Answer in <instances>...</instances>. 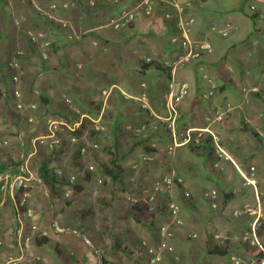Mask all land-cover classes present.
Returning <instances> with one entry per match:
<instances>
[{"label":"crops","instance_id":"1","mask_svg":"<svg viewBox=\"0 0 264 264\" xmlns=\"http://www.w3.org/2000/svg\"><path fill=\"white\" fill-rule=\"evenodd\" d=\"M140 1L0 0V60L21 52L23 78L18 88L23 101L35 104V95L47 96L49 102L45 108L54 112L52 121L71 127L83 118L99 126V132L105 129V135H94L90 140L84 139V136L82 142L90 144L91 150L93 145L98 148L97 144H109L112 150H117L123 170L119 183L126 186L122 187L124 191L120 200L109 198L103 200L104 203L96 201L97 186L88 184L94 179L95 170V166L88 165L91 164L89 160L86 164L94 170L86 172L84 176L88 183L86 187L79 184L82 187V192L76 197L79 201L74 199L68 205L57 196L49 197L44 202L41 194L47 196L49 189L30 183L35 189L27 192L26 196H17V203L32 209V216H25L22 215L23 209L18 210L8 194L0 191V264H151L149 261L154 253L150 251L160 244V227L174 232L175 238L170 245L179 260H173L165 251H158L160 259L155 264H196L198 253L205 255L203 264H221L217 260L219 257L207 253V246H226L228 256L232 257L239 249L240 242L245 240L247 230L251 232L252 227L255 229L264 221V35L257 30L264 23V0H178L180 4L190 3L182 18L186 24L192 20L186 34L189 41L206 40L211 46V52L204 53L198 60L180 64L178 62L186 51L181 48L184 34L178 28L175 10L171 6L157 4L150 15H145L137 9ZM123 11H135V19L127 28L115 30L110 26V21ZM30 31L41 34L40 42L46 46L44 52L46 57L48 55L45 60L40 59L39 48L29 43L27 32ZM225 31L227 35H223ZM147 58L164 65L166 72L150 69L141 73L138 62ZM75 63L83 70L84 83L75 80L76 75L70 69ZM174 65L176 68L172 74ZM1 68L0 86L6 92V102L9 104L4 110L7 119L3 128L9 129L0 127V134L4 135L7 144L13 138L12 141L18 143L23 152L27 149L23 133L17 136L8 133L15 132L14 125L20 128L17 117H21L20 113L24 110L15 111L12 108V105L16 108L13 98L15 86L11 84L8 68ZM65 68L67 76L60 77L58 74L64 72ZM202 74L214 82L212 96H208L210 87L202 80ZM100 79L96 90L94 81ZM181 82H187L190 89L177 107V132L182 135L186 130L208 129L220 139V147L229 160L217 157L207 134L197 146V154L204 158L208 169L217 174L221 186H211L213 180L202 175V165L192 157L194 152L191 146L177 147L169 157L158 148L164 132H168L164 126L158 125V119L165 116V98ZM141 84L146 86L147 108H142L136 100L143 92ZM231 87L235 90L229 89ZM32 88L36 90L31 92ZM102 89H110L111 93L105 101H102V97L99 99L102 102V105L99 103V113L94 110L82 113L67 98L68 92L73 90L77 97L81 93L80 100L89 104L94 100L92 95ZM119 92L136 102L134 106L140 109L139 113L120 102L117 96ZM111 94L115 96L110 98L108 104ZM27 95L34 98L30 99ZM107 109L115 114L110 121L114 126L116 121L121 125L127 122L139 123L137 126L144 122L157 125L151 130L153 138L148 143L156 152L146 153L137 146L138 143H129V139H124L119 132L115 133L114 126L108 134L106 126L102 125ZM141 112L145 114L144 118ZM218 113L223 114L222 122L216 120ZM73 116L77 121L71 123L69 117ZM26 123L23 129L29 128L28 124H35L28 120ZM29 130H34V127ZM122 130L130 133L132 128L125 125ZM44 137L39 134L29 140L37 142L36 153L32 156L39 152V142L47 140ZM65 138L71 141L72 136ZM65 141L68 145V140ZM206 142L212 148L210 157L206 147L203 149ZM120 143L128 145L129 151L133 146L138 148L126 154L121 150ZM28 147L30 149V144ZM53 153L58 160H52L47 166L48 170L60 168L64 176L74 173L79 165L74 157L71 160V155L63 158L58 151ZM147 156L152 160L144 162ZM81 160L86 161L84 158ZM3 161L6 162V159ZM22 162L17 166L6 162L0 169L3 174L16 176ZM215 162H218L216 169L213 168ZM146 164L150 167L143 172L142 165ZM162 169L167 170L164 176L159 175ZM170 175L183 179V187L189 192L191 201L182 197L179 187L173 188L170 195L164 191H153L155 181ZM155 176L157 179L151 181ZM36 188L44 189L43 193ZM247 188L251 189L252 200L246 193ZM209 191L217 193L216 209H212L204 197ZM193 193L202 197L208 209L193 200ZM225 194L231 195L229 208L219 214ZM240 194L243 197L236 205L243 212L236 210L234 204ZM147 196L153 197L156 208L163 205L165 198H171L173 202L180 198L194 212L191 217H183L181 213L183 225L177 226L166 210L160 215L147 211L141 203ZM234 212H246L248 215L231 216L230 221H226V215ZM53 218L62 226L79 230L89 239L90 245L80 237L54 231L51 227ZM19 231L24 235L38 231L46 241L43 245H37L33 239L28 247L20 251L17 247ZM116 243L125 250L117 249Z\"/></svg>","mask_w":264,"mask_h":264},{"label":"built area","instance_id":"2","mask_svg":"<svg viewBox=\"0 0 264 264\" xmlns=\"http://www.w3.org/2000/svg\"><path fill=\"white\" fill-rule=\"evenodd\" d=\"M157 4H165L168 6H171L174 10L175 13L178 17V28L184 34V40L181 43V48L186 51L184 57L178 62L183 63L189 60H198L204 53H210L211 52V46L208 41L203 40L199 42H191L187 38L186 34L188 32V25L192 22V20H189L188 23L186 24L183 21V16L190 6V3H184L180 4L178 0H141L140 3L138 4L137 9L141 11L145 15H150L152 11L154 10V7L157 6ZM51 8H54V6H51ZM135 11H123L116 17H114L110 21V26L115 29V30H120L122 28H127L131 22L134 21L135 19ZM168 17V15H166ZM223 35H227V32L225 31ZM27 36L29 39V43L32 46H35L39 48L40 50V59L45 60L46 54L44 50L46 49V46L40 42V39L42 38L41 34L39 32H27ZM175 41V40H173ZM145 62H151L153 59L147 58L144 60ZM7 68L11 73L10 81L12 86H15L13 90V98L16 100L15 107L17 110L23 111H35L36 110V105L35 104H24L22 101V95L20 92V89L18 88V85L20 84L21 77H22V66H21V52L17 51L15 52L8 64ZM176 68V65L172 67V74L174 73ZM201 78L205 83L210 87L208 91V96H212L214 93V82L213 80L207 76L202 74ZM141 88H143V92L140 94V96L136 99L139 101L142 105V108H147V95L146 92L144 91L146 86L145 84H141ZM190 86L187 82H181L178 84L175 89L171 90L168 95L165 98L164 101V112L165 116L162 118L158 119V125L164 126L167 131L169 132L170 139H171V146L167 149V153L169 155L172 154L173 149L183 146V145H188L192 147H196L200 144L201 139L205 136V134L209 135L211 138V142L214 148V152L217 155L218 158H223L229 160L226 152L220 147V139L214 135L210 130L208 129H192V130H186L182 135H179L176 132V126L175 123L178 119V110L177 107L181 103V101L187 96L189 92ZM111 93L110 89H102L100 90V96L103 98L105 101L109 94ZM124 95V94H123ZM68 102V100L66 99ZM223 114L218 113L216 116V120L218 122L223 121ZM29 123H33L32 117L28 118ZM83 124V118H81L79 121L76 123L72 124L71 127H65L63 124L60 125L59 122L52 121V120H47L46 123V129H45V139L49 141V147L50 150H53L55 147L60 146L61 140H60V133L64 131V128L66 130H69L71 132H74L75 130H78L81 128ZM157 125H153L151 123H142L138 125L135 128H132L131 132L132 135L134 136L135 139L138 141H147L151 134V130L155 129ZM95 132L100 131V127L94 125L92 128ZM75 137L71 138V141H75ZM4 142L0 140V148L4 146ZM92 149L95 150L97 149L96 145L92 146ZM37 150V145L34 141L30 142V151L24 156L22 155L23 158V163L20 166L19 169V174L16 176H10L9 174H2L0 175V191L7 193L10 199L14 202L16 208L18 210L23 209V214L25 216H32V209L28 208L25 206L23 203H17V196H21L27 194V192L22 193V190L26 188L27 185L30 183H33L35 186H40L45 188V185L43 183V180L34 172L29 167V159L30 157L36 153ZM79 153L80 155L85 154V147L81 146L79 147ZM144 162L151 161L152 158L150 156L145 157ZM218 167V162H215L213 164V168ZM94 169L93 167H86V169H78L75 168L74 174L70 175L65 181L64 185L62 186V189L64 191L63 198L65 201H70L73 197V189L76 184V180L79 176H82L85 172H92ZM57 181L62 178V170L55 169L52 170ZM105 181H110V178L104 177V180H99V183H104ZM247 181V180H246ZM60 182V181H59ZM59 182L56 184V187H58ZM249 182V181H247ZM183 179L179 176L176 175H170L163 177L157 181H155L153 185V191L155 193H160L162 191L168 193L170 195V191L173 188H181L182 191V197L184 199H189L190 194L185 188L183 187ZM20 197V196H19ZM171 196H169L170 198ZM205 199L208 200L210 206L212 209H216V200H217V193L216 191H209L204 194ZM171 199V198H170ZM168 200L167 202H163V208L164 210L167 211V214L170 216L171 221L176 224L177 226H182L183 221L180 218V209L179 207L171 200ZM154 200L152 196H147L144 199H142L141 203L143 206L146 207L147 211L149 212H154L156 210V207L153 204ZM246 212H249L247 210ZM233 216H241V213L234 212ZM51 227L53 228L54 231H56L59 234H65V235H72L75 237H80L83 239V241L87 244L90 245L89 239L84 237L82 233L74 228L70 227H65L60 225V223L57 221V219L53 218L51 222ZM38 236H43L41 233L38 231L30 234V235H24L22 231L18 232L17 236V247L20 251H23L26 247H28L31 242L33 241L34 237ZM250 237H245V240L250 239V244L254 246L261 247L260 243L256 239L255 236V231L254 227H252L251 232H250ZM159 236H160V244L158 248L155 250L157 251H150L151 253H154V257L150 259L149 263L155 264L159 259L160 255L159 252L161 253L162 251L167 252L173 260L178 261L179 257L177 254L174 252V248L172 245H170V242L174 240L175 234L172 230H170L167 227H160L159 229ZM159 251V252H158ZM8 264H13L12 262ZM260 264H264V253H263V258Z\"/></svg>","mask_w":264,"mask_h":264},{"label":"rangeland","instance_id":"3","mask_svg":"<svg viewBox=\"0 0 264 264\" xmlns=\"http://www.w3.org/2000/svg\"><path fill=\"white\" fill-rule=\"evenodd\" d=\"M246 10H248V8H246ZM47 57H48V55H47ZM10 58H11V56H10ZM10 58L9 59L8 58L7 59L3 58L2 60H0V70L1 71H2L1 66L2 67L3 66L4 67H7V64L9 62ZM36 59L38 60V57H36ZM77 65L78 64L75 63L74 65H72L70 67V69H72V72L74 73V75H76L75 80H79V83H84V78L82 76L83 70H81V67L80 68L77 67ZM63 70H64V72L58 74L60 77H66L67 76V72H65L67 69L65 68ZM100 76H101V74H100ZM100 78H102V77H100ZM100 81H101V79L100 80H97V81H94L95 86H96V90H98V88H99V82ZM37 84H38V88H40L39 82ZM229 89L235 90L232 87L229 88ZM34 90H36V89L35 88H32L31 92L34 91ZM0 91L5 92L4 89L1 86H0ZM99 93H100L99 91H96L95 92V95L94 96L92 95L91 98H93L94 100L91 103H89V104L88 103L86 104L83 101H81L80 100V97H81L82 94L79 93V95L77 97L75 95V92L73 90H71V91L68 92V97L67 98L68 99H71V101L76 104V107L78 108V110H80L82 113H85V111H87V112L89 111L90 112L92 110H94V111H96V112L99 113V103H101V105H102V102H100L101 100H99V99H101V96H100ZM113 95L114 94H111L110 97H109V99L107 100V103L108 104H109L110 98ZM126 95L128 96L127 93H126ZM27 96L30 99H33L34 98L31 95H27ZM117 96H118L120 102H122L124 105L127 104L126 105L127 108H134L135 109V112L137 111V113H139V110L140 109L137 107V105H136L137 108H135V106H134V104L136 102H134L133 100L127 98L124 95H122L120 92H119V94ZM22 97H23V95H22ZM35 97H36V99H35L36 100V103H35L36 110L35 111H32V112L24 110L22 113H20L21 117H17V120H18L17 123H19V127L20 128H18L16 125H14L13 126L14 127L13 130L15 132L8 133L9 135H12V136H17L18 134L23 133V137H24L23 138V141H24V143H26L24 145H25V147L27 149L24 150L23 152H21L20 149H19L18 143H16L15 141H12L13 138H11V141L9 140V144H7V142L4 141V140H6V138L3 137L4 135H1L0 134V140L3 141V142H5L4 146H2L0 148V166L3 165L6 162H9V163L13 164L14 166H17V164H19L20 162H22L23 161L22 155L25 156L30 151V149L28 147V145L30 144V141L29 140L31 138H33L35 135H39V134H43L44 135L45 134L47 120H51L53 117H55L54 116V112L51 113L50 109H46L45 108V105L48 104V102H49L48 101L49 98L47 96L45 97V96L40 95V94H39V96L38 95H35ZM22 101H23V99H22ZM102 101H103V99H102ZM23 103L24 104H31V103H28V102H25V101H23ZM8 105L9 104L6 102V100L0 96V127H1V129H9L8 127L3 128L4 125L6 124V119H7L5 117V115H4V110H7V106ZM12 108L16 111V108H14L13 105H12ZM92 113H95V112H91V114ZM98 113H95V114H98ZM104 115H105L106 119L104 120V118H103L104 121L102 120V125L103 126H106V128H107L106 131H107L108 134H110V130L114 126V125H111L110 124V121H112V119L115 117V114H114L113 111L107 109L105 111V114ZM104 115H103V117H104ZM28 117H32V119L35 122V124L34 125H29L28 124L29 128L27 127L25 129H23V127L27 126V123L26 122L28 120ZM141 117L142 118L145 117V114L142 113V112H141ZM69 118H71V120L69 121L71 123L74 122V120H76L74 116L73 117H69ZM20 122H21V124H20ZM23 122L26 123V124L23 125L22 124ZM108 124H110V125H108ZM137 124H139V123H137ZM137 124L136 123H133V122H127L125 125L126 126L127 125H130L131 128H133V127L137 126ZM82 125H83L82 126L83 128H82V130L80 128V130H81V133L80 134L77 133V130H75L74 132H71V131L66 130L64 128V131H62L60 133L61 134L60 135L61 136L60 137L61 144H60V146L55 147L53 150H50L49 141L48 140H41L42 142L41 143L39 142V144H38L39 145V148H40L39 152L35 156L30 157V159H29V167H30V169L32 170V172H37V170H38L41 162L49 155V152L50 151H55V152L56 151H58V152L60 151L61 157H63V158H65L67 155H69V156L71 155L70 158L72 160V158L74 157V159L79 164L77 166L78 169H86V167H88V165L95 166V170L93 171V173H94L93 174V178L94 179L92 181H89L90 183H88V184L96 185L97 186L96 189H95L96 190V193H97V195L95 196V200L96 201H102L101 203H104L103 200H105V199L107 200L109 198L110 199H115V200H120L121 197H122L121 194L124 191L122 189V187H126L124 184L122 186V184H120L119 181L113 183L111 180L110 181H105L102 184L98 182L99 180H104V177H105L103 175L100 167H99V163L108 164L110 162V154L109 153H110V151H113L112 148H111V146L109 144H107V146H104L102 144H97L99 146L94 151L93 149L91 150V148L89 146L90 144L88 145V144H86V143L84 144L82 142V141H84V139L90 140L91 138H93L94 135L96 137H98L100 135H105V133H104L105 132V129L102 130L101 132H95L92 129L93 126H94V124H92V122L90 120H88V119H84ZM125 125H121L120 122H117L116 121V125L114 126L115 133L116 132L117 133L119 132L121 134V136H123L124 139H129V143H133V142L138 143L137 146L140 147L141 149H142V144L144 142H145L144 145H149L148 144L149 141H151L152 138H153V135L152 134H150V136L147 139V141H138L137 139H136L137 140L136 141V140H134V138L132 136L131 130H129L130 133L127 132V131H125V130H122V129H124ZM33 127H34V130L30 131L29 129H33ZM176 132H177V129H176ZM95 133H98V134H95ZM67 136L75 137L76 140L75 141H70L69 138H65ZM83 137H84V139H83ZM8 139H10V138H7V140ZM65 139L68 140V145H67ZM140 144H141V146H140ZM170 144H171V140H170L169 133L168 132H164L163 140L159 144L158 148H160V150H162L165 153V155L168 156V157H169V154L167 153V149L170 147ZM36 145H37V142H36ZM120 145H121V150L122 151H125L126 154L132 152V150H135V149L137 150V148H138V147L133 146V148L129 151L128 150V148H129L128 145H123L122 143H120ZM81 146L85 147V154L82 155V156L79 153V147H81ZM183 149H187V147H184ZM95 153H96V157H95ZM193 155L194 156H192V157H194V159H196L197 161H199L200 164L202 165V169H203L202 170V175H207V176H209L213 180L212 183H211L212 184L211 186H221V183L222 182H221L220 178L217 176L216 173L213 174L208 169V167L205 165L204 158L203 157H199V154H197L195 152H194ZM93 157L95 159H93ZM4 158L6 159V162L3 161ZM82 158H84V160H86V161H82L81 160ZM175 159H176V157H175ZM89 160H90L89 163H91V164H88L87 165L86 162L89 161ZM152 162H154V160ZM161 164H163V162ZM142 166H143V169H142L143 172H145V170H144L145 168L150 167L149 164L142 165ZM166 172H167L166 169H162V173H159V175L163 174V176H164V174ZM3 173L4 172H2L1 169H0V175H2ZM72 174H74V173H72ZM72 174H70V175H72ZM85 174H86V172L82 176H79L77 178L75 185H79V184L82 183V184H85V187H86L87 182L86 183L83 182ZM70 175L65 174V176H64V174L62 173V176H61L62 178H60L59 181H62V183H63ZM10 176H12V175H10ZM155 179H157V176H155L151 181H155ZM209 187H210V185L207 186V188H209ZM56 188H57L56 189V191H57L56 193L57 194H55V192H53L51 190H49L47 192L45 191L47 193V196L45 194H41L44 202L47 201V199L49 197L52 198L54 196H57L63 202H67L63 198L64 191L62 189V186H58ZM31 189L34 190L35 187H31L30 185H27L26 188L22 190V193L23 194H24V192H28L29 193ZM37 189L38 188H36V190ZM38 190H40V189H38ZM125 190H126V188H125ZM43 191H44V189H42V190H40L38 192L39 193H43ZM98 193L100 194V196H99ZM246 193L250 196V198L252 200V194H251L252 192H251V189L250 188H247ZM91 195L93 197V194H91ZM19 196L21 197V193H20ZM192 197H193V200L196 203L201 204L202 206H204V208L208 209V207L206 206L205 202L203 201V199H202V197L200 195H197L196 193H193L192 194ZM242 197H243L242 194L238 195L237 198L234 201V204L235 205L236 204H240L239 201H240V199H242ZM0 198H2L1 193H0ZM89 199H90V197H89ZM191 199L192 198L190 197L188 200L191 201ZM76 200L79 201V199H76ZM91 200H93V199H91ZM167 201H168V199L165 198V201H163V202H167ZM163 202H162V204H163ZM174 203L179 207L180 214L182 213L183 217H187V216H190L191 217V214H193V212H194V210L191 207H189L188 205H186L185 203H183V201L180 198L177 199ZM161 206L163 207V205H161ZM235 208H237L236 210H238L239 212H243L242 209H241V207H239L238 205H236ZM152 213H155L156 214L155 211L152 212ZM219 214H221V212ZM158 215H160V214H158ZM247 215L248 214L246 212H244V213H241V216H239V217L247 216ZM226 216H227V218H225L226 221H230L231 216L232 217H236V216H233V214L232 215L230 214L229 216L226 215ZM263 224H264V221H261L259 223V225L256 226V227L259 228ZM257 228L254 229L255 233L257 231ZM247 231L248 232H246V234H244V235H245V237H250V235H249L250 234V230H247ZM246 241H249V245L250 246H254V245H251L250 244V239L249 240H242L240 242L239 249L236 250L237 252L232 257L231 256H228V258H223V260L220 259L221 257H219V258H217V260L218 261H221V264H260L261 261H262V259L259 261V263H257V260L256 259H253L252 257H250L249 255H247L245 253V251H244V249L242 247V244L244 242H246ZM260 245H261V247L263 248V251H264V244H261L260 243ZM49 248L50 247H47V249H49ZM204 257H205V255H202L201 253H198V256H197L198 262L196 264H203V258ZM235 262H237V263H235ZM180 264H182V263H180Z\"/></svg>","mask_w":264,"mask_h":264},{"label":"trees","instance_id":"4","mask_svg":"<svg viewBox=\"0 0 264 264\" xmlns=\"http://www.w3.org/2000/svg\"><path fill=\"white\" fill-rule=\"evenodd\" d=\"M258 32L262 35H264V23L262 24L261 27H259L258 29ZM138 67H139V71L141 73L147 71V70H154V71H157V72H166V67L164 65H161L155 61H151V62H145V61H139L138 62ZM263 81H264V77H263ZM0 96L2 98H4L5 100L7 99L6 98V93L5 92H2L0 91ZM83 126V125H82ZM81 126V130H82V127ZM81 130L78 129L77 130V133H81ZM92 133V132H91ZM96 134V133H95ZM254 136H256L254 133H253ZM143 143V142H142ZM145 143V142H144ZM144 143L142 144V150L146 153H154L156 152V150L152 147H149L148 145H144ZM208 142H206L203 146V149L206 147V150L208 152V156L210 157L213 153H212V148H210L208 145ZM141 145V144H140ZM190 149L192 150V152H195V153H198L199 150H198V147H190ZM205 150V149H204ZM57 152V151H56ZM55 152V153H56ZM59 154H60V151H59ZM110 162L108 164H104V163H99V167L103 173L104 176L110 178V180L115 183L117 181H119V179L121 178L122 176V168L120 166V159L118 157V154H117V150H113V151H110ZM52 160H58V158L55 156V154L52 153L49 154L41 163V166H40V169L37 173V175L43 180V183L45 185V187L53 192H55V194H57L56 192V184L59 182L57 181L53 171H50L47 169V166L51 163ZM84 183H88V181H83ZM59 186H62V182L60 181ZM82 192V187L80 185H75L74 186V189H73V197L72 199L70 200V202H72L80 193ZM230 194L228 195H223V201H222V209H221V213L228 210V202H229V198H230ZM69 201L66 202V204H70ZM164 208L162 206H159L156 208L155 212L157 214H162ZM255 236H256V239L258 240L259 243L261 244H264V224L257 228V231L255 233ZM41 239L43 241H41ZM34 241H35V244L37 245H43L44 242L46 241V239L44 237H41V236H38L36 235L34 237ZM116 247L117 249L119 250H125L123 249L119 244L116 243ZM242 247L245 251V253L247 255H249L250 257H252L253 259H256L257 260V263H259V261L262 259L263 257V248L262 247H258V246H250L249 245V241H246L242 244ZM207 253L209 255H214V256H218V257H221V258H225L228 256V248L226 246H220V245H213V246H210L208 245L207 246Z\"/></svg>","mask_w":264,"mask_h":264}]
</instances>
